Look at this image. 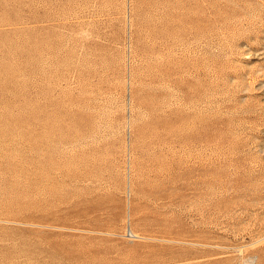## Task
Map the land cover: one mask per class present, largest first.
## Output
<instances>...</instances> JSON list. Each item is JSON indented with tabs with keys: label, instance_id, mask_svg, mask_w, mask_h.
<instances>
[{
	"label": "rangeland",
	"instance_id": "1",
	"mask_svg": "<svg viewBox=\"0 0 264 264\" xmlns=\"http://www.w3.org/2000/svg\"><path fill=\"white\" fill-rule=\"evenodd\" d=\"M0 264H264V0H0Z\"/></svg>",
	"mask_w": 264,
	"mask_h": 264
}]
</instances>
